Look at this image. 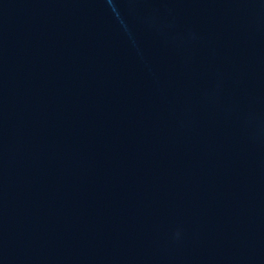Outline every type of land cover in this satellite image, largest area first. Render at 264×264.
<instances>
[{
  "label": "water",
  "instance_id": "1",
  "mask_svg": "<svg viewBox=\"0 0 264 264\" xmlns=\"http://www.w3.org/2000/svg\"><path fill=\"white\" fill-rule=\"evenodd\" d=\"M0 264H264V0H0Z\"/></svg>",
  "mask_w": 264,
  "mask_h": 264
}]
</instances>
